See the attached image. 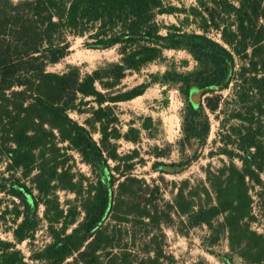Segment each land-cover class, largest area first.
<instances>
[{
	"label": "trees",
	"instance_id": "16d2710c",
	"mask_svg": "<svg viewBox=\"0 0 264 264\" xmlns=\"http://www.w3.org/2000/svg\"><path fill=\"white\" fill-rule=\"evenodd\" d=\"M175 11L162 0H0V162L7 175L0 177V195L13 199L9 207L0 198V225L13 224L12 241L0 237V264H162L160 226L174 225L172 216L186 230L223 231L245 264H264V235L251 227L248 185L261 188L264 197V0H196L185 14L199 31L171 24L162 33L157 17ZM211 30L219 40L208 35ZM69 37L84 38L94 49L116 48L119 59L84 75L76 66L48 71L68 55ZM167 50L185 51L194 69H169L150 82L120 88L129 73L161 60ZM156 82L177 85L183 99L176 142L182 154L205 145L210 114L221 104L215 92L231 85L232 100L245 105L230 114L239 124L220 134L225 147L218 154L229 163L208 165L195 186L180 182L163 205L158 184L130 174L138 154L120 156L112 143L120 137L136 143L138 130L120 134L116 128L114 107ZM194 91L201 95L197 104ZM70 112L90 117L82 125ZM59 144L79 155L89 177L72 172ZM60 191L74 197L66 208ZM42 221L50 241L31 247ZM127 226H140L143 236L122 233ZM24 242L28 259L17 248Z\"/></svg>",
	"mask_w": 264,
	"mask_h": 264
},
{
	"label": "rangeland",
	"instance_id": "374dc122",
	"mask_svg": "<svg viewBox=\"0 0 264 264\" xmlns=\"http://www.w3.org/2000/svg\"><path fill=\"white\" fill-rule=\"evenodd\" d=\"M162 1L166 5L176 8L174 14L157 17L162 33H165L164 28L171 24L179 26L185 31H199L197 25L192 22V17L185 14L186 9L196 5V0ZM187 19L188 21H186ZM208 35L213 39H220V35L213 30L209 31ZM69 42L68 55L57 64L49 66L48 71L63 73L69 67L76 66L81 75H84L107 62H116L119 59L116 48L94 49L86 46L84 38L80 37H69ZM195 65L192 57L185 51L167 50L164 51L161 60L148 64L137 73H129L121 81L120 88L129 89L143 82H150L153 76H161L169 69L187 72L194 69ZM177 88V85L174 84L156 82L150 84L142 96L119 103L114 107L118 118L116 128L120 134H124L130 130L129 128H132L139 131V137L136 143L128 142L122 137L112 140V143L115 144L117 153L120 156L130 154L132 151L138 154L133 161L134 167L130 174L145 181L147 185H159L160 205L171 200L180 182L188 180L190 186H195L200 180H204V170L207 169L208 165L214 169L229 163L225 155L218 154V151L225 147L220 140V134L231 126L239 124L238 121L230 119V114L238 108L244 111L245 106L237 105L232 100L231 85L228 89L215 92V94L221 95V104L215 114H210L211 130L205 145L200 148L194 145L182 154L178 150L176 142L180 138V117L184 104ZM196 95L199 102L201 95L197 91L192 93L191 100ZM205 96H209V94ZM69 115L74 121L82 125L86 124V120L90 117L88 113L84 112L80 114L70 112ZM90 131L93 138L99 142V134L95 130L90 129ZM58 146L65 148L64 152L69 158L68 165L74 174L90 176L89 168L82 162L76 152L66 149V144H59ZM233 147V145H228L227 149ZM156 154L160 157H155ZM193 154L196 157H193ZM187 158H191L187 166L182 168L177 166ZM156 162H163L165 166L156 169L154 165ZM236 164L239 165V162L236 161ZM4 174L5 163L0 162V177ZM5 176L7 175L5 174ZM262 180L264 182V174H262ZM24 182L28 187H32L29 178L24 179ZM248 185L249 194L252 198V214L255 218L251 227L264 235V197L261 199L259 197L263 190L250 183ZM32 193L33 195L36 194L33 190ZM58 197L63 208H66L67 201L71 202L74 198L71 193L65 191L58 192ZM0 198H2L4 205L11 206L13 200L11 197L1 194ZM71 204H74V202ZM42 212L43 208L40 206V216H42ZM81 217H78V219L80 220ZM172 218L174 219V225L168 223L160 226L164 233V238L160 242L163 254L166 256L162 259V264H245L229 248L227 234L223 231H217V235L215 233L210 234L205 226L186 230L175 222L177 221L175 216H172ZM12 227L13 224L10 221L6 225H0V237L12 241L10 232ZM128 227H122V233L129 231L136 239L143 236L140 226L126 229ZM216 236L217 241L213 244ZM49 241L46 223L42 221L36 231L35 240L31 247L40 248ZM127 241H129L128 238ZM127 246L133 247L131 243ZM17 248L28 259L30 255L29 245L24 242L19 244ZM27 262L30 263L29 260Z\"/></svg>",
	"mask_w": 264,
	"mask_h": 264
},
{
	"label": "water",
	"instance_id": "95a60500",
	"mask_svg": "<svg viewBox=\"0 0 264 264\" xmlns=\"http://www.w3.org/2000/svg\"><path fill=\"white\" fill-rule=\"evenodd\" d=\"M197 98H198V97H197V95H196L195 98L192 99V102H193L194 104H197V103H198Z\"/></svg>",
	"mask_w": 264,
	"mask_h": 264
}]
</instances>
